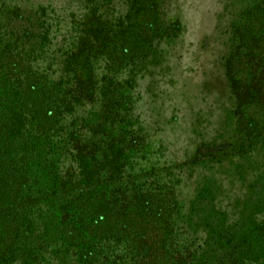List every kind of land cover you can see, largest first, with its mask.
<instances>
[{"label": "rangeland", "instance_id": "374dc122", "mask_svg": "<svg viewBox=\"0 0 264 264\" xmlns=\"http://www.w3.org/2000/svg\"><path fill=\"white\" fill-rule=\"evenodd\" d=\"M263 1L160 0L163 20L178 22L181 31L161 40L157 55L137 64L133 73L114 70L121 82L113 86L114 95L124 102L116 106V119L108 128L100 126L104 98L98 89L84 104L74 103L76 113L86 120L92 136L90 150L101 168L90 178L87 198L72 197L65 223V204L51 201L57 195L52 181L68 176L63 168L52 172L48 165L54 163L48 153H65L68 138L57 139L50 149L36 120L27 124L31 140L28 148L23 144L26 153H0L21 162V167L12 164L15 170L20 168L19 177H24L23 160L30 166L28 184L16 177L0 185V264H87L89 255L69 246L68 240L81 242L91 218L92 223L105 220L123 228L130 217L134 227L123 236L144 233L136 232L137 209L125 207L138 202L142 183L150 192L165 195V206L154 207L149 215L153 225L147 229L149 236L166 234L170 241L168 252L158 253L157 264H264V101L259 106L245 105L246 119L258 125L248 137L237 128L235 99L225 73V61L238 45L236 26L243 22L246 10ZM1 3L0 51L10 57L5 64L11 80L28 87L38 83V75H47V87L62 85L67 79L62 69L72 47L67 42L73 18L81 16L80 0ZM112 8L125 13L128 2L115 0ZM36 14L41 15L39 21ZM25 23L32 24L31 36L37 42L43 29L49 36L44 47L37 43L40 51L31 71L26 66L27 58L33 59V45L25 42ZM237 74L239 81L247 78L243 69ZM46 95L40 101V121L45 124L54 120L47 118L55 109L51 102L45 107ZM13 96V91L0 89V104L6 106ZM72 118L57 120L67 125ZM1 131L0 151L11 152L13 141L23 136L14 127L7 131L3 126ZM136 135L143 137V144L136 145ZM111 153H123L122 158L114 159ZM141 153L157 158V173L147 174L149 162ZM119 164L126 166L125 172L117 170ZM109 243L96 245L100 256L105 248L114 259L123 255L126 264L130 247Z\"/></svg>", "mask_w": 264, "mask_h": 264}, {"label": "trees", "instance_id": "16d2710c", "mask_svg": "<svg viewBox=\"0 0 264 264\" xmlns=\"http://www.w3.org/2000/svg\"><path fill=\"white\" fill-rule=\"evenodd\" d=\"M126 1L128 2V9L125 13L118 14L112 8L115 0H80L81 16L79 19L73 18L74 26L71 28L72 31L67 42L72 47L65 54L62 69V75L66 73L67 79L62 85L58 84L52 88L47 87L45 84L47 75H38V83L30 84L28 87L22 83L19 86L16 85L9 76L10 71L6 69L8 66L5 63L10 57L3 50L0 51V75L5 76L0 79V89L15 93V96L12 97L15 99L5 102L6 106L0 104V121L5 122V125L0 124V134L4 126L7 131L9 128L14 127L23 136L21 140L16 139V141H13L15 145L11 146V152L5 150L0 151V153H26L23 149L24 145L28 148L31 139L30 132L25 129V126L31 124L33 120H36L38 126L44 130L51 144L50 149L54 148L57 139L64 135L65 139L68 138L64 142L65 153H52L53 150L48 153L50 162L54 163L48 165L52 172L54 174L60 173L59 168H63V172L68 176L65 180L55 179L52 181L57 195L51 201H56V203L61 201L62 205L65 204L62 210L64 212V223L67 219L65 212L72 197L87 198L90 178H92L94 171L101 168L95 162V153H91L90 150L92 136H89L86 120L76 113L74 103L84 104V101L91 98L98 89L97 91H100L104 98L101 104L105 108H103L100 126L108 128L110 122L116 119L117 104H124L118 96L116 98L114 95L115 88L113 86L121 85V82H117L118 77H116L114 70L124 69L127 72L131 69L133 73V68L137 64H144L146 60L157 55L161 40L175 36L176 33L181 31L178 22L171 23L163 20L160 0ZM3 6L1 3L0 8ZM244 15L243 22L236 26L234 30V34L238 36V45L225 61V73L230 93L235 99L233 101H235L236 106L234 111L237 128L250 137L252 136L251 132L257 130L258 125L246 119L243 114L245 105L259 106L260 104L263 105L262 101H264V1L263 4L259 3L246 10ZM29 18H32V16ZM35 19L39 21L41 15L36 14ZM32 20H29L28 23H32ZM25 24L28 31L25 42L33 45L31 56H34L33 59L27 58L26 66L31 71V69L33 70V60L39 55L38 52L40 51L39 47L36 46L37 43L44 47L49 41V36L48 31L43 29L41 31L42 37L37 42L36 36H31L32 24L29 25L30 28L27 23ZM100 69L102 70L99 71ZM240 69L245 70L247 74V78L242 77L241 81H239L237 74ZM16 71L18 69L14 71L17 76ZM25 71L24 68L22 72ZM135 76L134 73L131 84L134 83ZM44 93H49V95L44 96L46 100L45 107L50 102L55 105L53 116L47 118V120H51L54 117V120L47 124L40 121V101L41 95L43 96ZM16 94H18V98H16ZM50 98L52 99L50 100ZM125 102L131 103L127 97ZM67 116L74 118L69 123L65 122L67 125L59 124L57 118L59 117L61 121H65ZM130 119L136 120V117ZM78 120H80V124L77 123ZM70 126L72 129L68 131L67 128H70ZM135 142L137 146L143 144V137L136 135ZM122 154L111 153L115 157L114 159L122 158ZM141 155L149 162L147 174L157 173L158 169L155 168L157 158L147 153H141ZM13 157L21 159L15 155ZM23 161L26 164L24 177H19L18 170L20 168L17 167L18 170H15L16 167L12 164L18 163L21 167V162L0 155V185L13 181L16 177L25 179L28 184L27 175L30 166L27 165L28 161ZM55 164L57 165L55 166ZM117 170L125 172L126 166L119 164ZM99 184L101 183H98L97 186ZM141 192L135 205L132 206L131 203H128L125 207L126 209L131 208L132 211H134L133 208L137 209L139 222L136 232L142 231L144 233L138 235L135 233L132 238L123 236L125 233L131 232V228L134 227L130 217H126L123 228L114 225V222L107 221L106 223L105 220L92 223L91 218L86 235L81 239V242L80 240L76 242L68 240V245L74 246L77 251L88 254L87 264H123V255L121 258L114 259L105 248L100 256L102 251H97L96 245L100 242L104 243V241L106 243L110 242L109 245L113 242L117 244L123 242L122 245L130 247L129 254L131 255L129 258L124 257V260H127L126 264H157L158 253L160 250L166 249L168 252L170 247H167V245H170V241L167 239L166 234L149 236L147 229L152 228L153 225L149 215L154 211V207L165 206L163 202L165 195L150 192L144 183H142ZM65 193L70 195L69 198H64ZM169 218L170 215L165 219ZM85 228L86 223H84Z\"/></svg>", "mask_w": 264, "mask_h": 264}]
</instances>
